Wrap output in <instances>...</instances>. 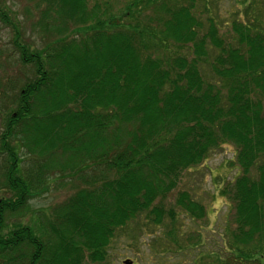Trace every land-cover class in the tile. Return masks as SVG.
I'll return each mask as SVG.
<instances>
[{
    "label": "trees",
    "instance_id": "trees-1",
    "mask_svg": "<svg viewBox=\"0 0 264 264\" xmlns=\"http://www.w3.org/2000/svg\"><path fill=\"white\" fill-rule=\"evenodd\" d=\"M231 1L228 21L224 0H27L40 47L0 0L25 70L11 97L0 77L11 108L0 136V264H106L118 232L140 218L162 228L163 256L264 264V0ZM225 144L240 173L221 191L235 227L208 252L204 235L186 239L177 212L203 221L204 207L185 192L167 199ZM55 178L83 185L37 229L28 205Z\"/></svg>",
    "mask_w": 264,
    "mask_h": 264
},
{
    "label": "rangeland",
    "instance_id": "rangeland-1",
    "mask_svg": "<svg viewBox=\"0 0 264 264\" xmlns=\"http://www.w3.org/2000/svg\"><path fill=\"white\" fill-rule=\"evenodd\" d=\"M7 3L14 23L19 24L25 33L26 43L42 47L40 36L31 30L30 23L26 21L25 9L27 7L34 16L32 5L28 4L27 0H7ZM235 6L231 0H224L219 5L220 11L225 14L228 21L229 13L235 10ZM32 18L35 19V17L29 19ZM14 37V28L5 27L0 23V77L5 83L4 94L8 97L15 95L18 91L19 87L16 84L23 78L20 77L22 72H25L18 62V54L13 44ZM202 72L206 80H213L209 66H204ZM6 106L5 101L2 100L0 102V136L5 129V117L11 111V108L5 109ZM235 157V147L231 144L223 145L214 151L202 165L184 172L178 188L167 199V204L173 205L178 195L185 192L192 200L204 207L206 217L203 221H193L180 210L177 212L180 225H185L183 232H185L186 239L198 233L204 235L205 247L202 249L208 252L210 250L220 251L224 246L221 239L226 230H232L235 227L233 206L228 199L221 196V191L240 175L235 166ZM78 185L83 184L80 181L69 183L65 180L62 182L57 178L50 181L49 192L40 197H34L28 205V217L32 226L39 229L37 218H43L44 215L49 216L53 208L62 205L69 197L74 196ZM1 197L3 193H0ZM13 222L11 219L10 223ZM162 232V228L144 227L143 220L140 218L136 224H130L127 229L118 232L112 241L113 248L110 251L109 262L106 264H124L126 261L132 264H163V262L165 264H188L192 262L193 254L190 256L189 253L175 252L163 256L158 241L155 242L157 238L163 237H161ZM161 242L166 245L163 239Z\"/></svg>",
    "mask_w": 264,
    "mask_h": 264
},
{
    "label": "water",
    "instance_id": "water-1",
    "mask_svg": "<svg viewBox=\"0 0 264 264\" xmlns=\"http://www.w3.org/2000/svg\"><path fill=\"white\" fill-rule=\"evenodd\" d=\"M124 264H132V262L126 261V262H124Z\"/></svg>",
    "mask_w": 264,
    "mask_h": 264
}]
</instances>
